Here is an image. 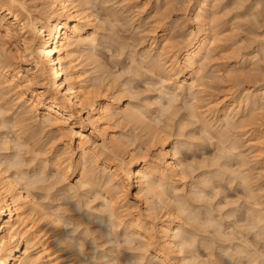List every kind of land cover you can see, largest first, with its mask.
Here are the masks:
<instances>
[{"label": "bare ground", "instance_id": "bare-ground-1", "mask_svg": "<svg viewBox=\"0 0 264 264\" xmlns=\"http://www.w3.org/2000/svg\"><path fill=\"white\" fill-rule=\"evenodd\" d=\"M30 1L29 0H0V32H2L3 38L4 37L7 38V39L4 38L6 40L2 39L6 46H3L2 44L0 45V128L1 129L6 128L3 130H7L8 127L10 129L14 128L12 130L14 132L13 134H15L14 137H11V135H10V139H9V138H7L6 135L12 132L10 129H8V131L10 130L11 132L7 133L6 135H4L5 133L2 130H1L2 132H0V264H10V262H11V264H87V262H89L88 260L84 261L85 257H84V259L81 258L80 251H77L73 248L74 243H75L74 238L72 235H70L69 231L66 229V226L68 224H71L70 221H72V218L69 216L65 217L64 216L65 214H61L62 212L61 213L59 211L56 212L57 210H60V209H55V207L52 208V207H50V205L48 206L49 203L48 204L43 203L44 201L40 202L42 199L43 200L48 199V198L53 199V195H52L53 192H51V191L55 190L54 187L58 186L57 183H59V185L62 184L61 182L63 180H64V183H63L64 185L58 186V188L56 187V190L54 191V193H57L56 191H58L60 189L61 190L65 189V190L60 191V192H66V193H69V192H67L68 189L70 191L71 190L73 191L74 189H76V190H74L76 192L71 191V195H75V193H77L75 195V197H73V198H77L78 193L79 194L81 193L83 196L85 195L86 197H88L89 195L90 196L92 195V194H89L88 192L92 191L91 189H93L92 193L93 192L95 193V194H93L94 195L93 197L98 195V197L103 201L101 203L102 204L101 208H103V210H105V211H103V213L108 212V215H107L108 220L107 221H109V220L111 221V223H110L111 227H112L111 231L115 232L117 235H124L123 240H122V241H124V243L122 242L121 244H123V245L128 244V246H130L129 244L136 245V247H133L134 245L133 246L131 245L132 246L131 248L129 247L130 250L132 251L131 253L133 254L134 258L137 257L136 260H139L138 259V257H139L140 260H142L143 258L145 260V258H146L150 262L159 260L160 264H168L167 258H169L168 256L170 254L168 255L167 253L171 252V255L174 254V257L175 256L177 257L178 253H180V255H181V252H182V253H184V255L182 254V257H181L182 260L181 261H187V260L189 261V258L191 260V256H190L191 254H189V253H191V252L196 253L195 249L197 247V244L201 242L206 247V249H208V250H206V251H208L207 252L209 254L208 256H210V257L215 256L214 259L217 257V260L219 258V262L222 263L221 262L222 260H220V256L222 254L219 253L220 256L218 257L219 254L215 251V249L216 248L219 249L220 246L216 247L215 244L213 245V243H214L213 241H215V240H212L211 239L212 237L207 238L208 236H206V235H208L207 233L209 231L206 234H203V231H201L202 230L201 228L198 230H191V229L189 230L186 227H184V225H187L184 222H178V223L176 222L178 220L176 218H178L180 216L178 214L183 215L182 212H185L184 215L186 214L185 216H187L186 218L188 219V221L192 220L191 221L192 223H194V224L197 223L199 225L202 224V226H203V224H205L206 226H208V228H209V226H211L210 228H214L213 229L214 231H212V232H214L215 234L221 235L220 237H222V233H223V230H222L223 224L222 223L223 222H222V220L221 221L218 220L215 216H213L211 214L213 211L212 212H211V210L210 211L207 210L208 212L205 211L208 216L205 214L206 215V216L204 215L205 218H201L203 216L199 215V214L203 211H201L199 213V211H197L196 208H194V209H193V207L190 208V206L192 205V202L190 199L193 198L196 201V200H200V199L203 200L206 197L210 198V194L208 195V193H210V191L207 193L206 189H207L208 185H213L212 184L213 178L211 177L213 175L222 176V178L226 175L225 177L230 178V180L232 182H234V180H236V179H240V182L239 181H237V182L243 183L246 186V188L248 187L247 189H249L248 190L249 195L254 200L253 203L255 204V206L252 207V210L250 209L252 212L250 213L249 218H247L249 220L248 226L249 227L251 226L252 229L253 228L256 229L254 232H255V235L258 236L260 234L259 230H261V228L264 227V208L259 207L260 206L259 204L262 203V201H260L261 193L259 194L260 189L262 187H260V189H259V187L257 186V188L259 189L258 190L256 187H254L255 185L252 186L253 184H250V180H252L253 175H255L252 173L253 169H255V167H254L255 164H259L258 162H260V163L264 162V154H263L264 149L262 147V146H264V129L258 130V129H255V126H254L258 122L257 116L261 117L262 112H264V111H262V112L260 111L262 108L264 109V84H262L263 87L259 86V88H256L255 90H253V88H252L253 91L248 89L249 91H251L249 93H248V90H247V92L245 91L246 93L244 95L242 94L243 97L242 98L240 97L242 100L240 98H239V100H237L235 98L229 99L230 96H228V98L226 96V98H221V99L217 98L218 100L213 99L214 102L212 100H210L209 102L206 101V103H203L205 101H203V102L201 101V99L206 100V96L203 99L201 96L202 94L200 95V92H202V90L204 89V88L202 89L200 86L203 87V85H201V83L205 84L204 81L206 82V80H207L204 77L205 71H207L206 69L208 68V67L206 68V66L210 65L208 63V62H210V59H211V61L215 60V57L214 58L212 57L213 59L211 58V56H212L211 54H213L215 52L214 51V49H215L214 47H216L215 40L217 39V37L220 38L219 35L222 31V29H221V31H218V33L220 32L219 34L216 33L217 31L213 32V30H216V28H217L216 27L217 26L216 25L217 19L213 18L216 14L215 13L216 11H211L212 6H210L208 0H196L195 1L196 3L194 2L195 3V10H196V18L198 19V23H197L196 29H192L191 32L189 31L190 34H187L188 38L184 42L182 41L183 43H181V45H177L178 43H176V44L171 43L172 41L170 42V40H172L175 37L170 39V38H168L169 36L167 37L165 35L166 34L165 31H163V32H161V34L159 36L157 35L158 37L154 36L153 40L151 41L149 48H147L146 50L143 49L144 52L142 54H140L141 58L139 59V61L140 60H142V62L145 61L146 65H148L150 63L151 67L149 66L150 64L148 65V67H150L151 69L153 68V70H151L152 72L156 70V73H157V71H158L157 75L159 74L158 76L160 77L159 79L161 80V81L159 80V82H161V84L164 86V87H161V85H160V88H162V89L164 88L163 90H161L162 93L160 92L161 95L163 94V98H162V96H160L158 100L159 101L161 99L163 100L166 96L167 100H166V98L164 100L167 101V102L165 101L167 103V107H170L171 105H174L178 101V98L180 95H184L187 98L191 97L190 98L191 100L187 99V101L185 98L184 108L186 107L185 108L186 110L184 109V111H187L186 117H189V118L193 117L196 119V121L200 122V124L198 122V124H199L198 127H199V131H200V133H199V131H198V133L199 134L202 133L204 135V138H203L202 134L200 136L202 139L206 138L205 139L206 141L204 140L205 143H208L207 139L208 140L212 139V141H213L214 137H215V139L216 138L218 139L216 145H219L218 146L219 153L214 158L216 160L212 159L213 162L211 164H209L210 169L213 167L212 165L214 163L216 164L215 167H217V168L212 169L214 171V174H212V175L210 174V176H209L208 171H204L202 173V176H203L202 178L204 180L203 182H206L205 184H207L206 187H205V184L203 182L202 183L204 185L201 183L202 185H199V187H196V186H194L195 184L194 185L192 184L193 186L191 185L192 186V189H191V186H190L191 191L194 190L193 188L195 187V191H192L194 193H191V191L189 190V192L191 194L195 195V196L193 195L194 197H191V196L188 197L191 205L190 204L187 205V203H189L188 199L185 197L187 195H182L184 193H182L181 191L184 188L182 186H180L179 183L183 179V175L185 176V174H186V173H184L185 170L183 168L184 167L187 168L186 170L193 169V168H195L194 166L198 165V163L196 165H194V163L192 161H190V163L188 161V164L184 165L183 163L179 162V161H182V159L179 160L180 158L178 157V155L180 156L182 154V153L180 154L181 151H179V149L182 148V147H180V145H184V146L188 145L190 148L191 146H194L192 144L197 143V142L194 143L193 141L189 142V141H187V139L194 140V141H199V139L198 138H197L198 140L196 139V137H198V135L196 137H195V135H193L194 133H193L192 129H190L189 131L187 130L186 133L182 132L183 130L185 131L188 127H190L191 126L190 124H193V121H191V123H188L189 126L186 125V127L188 126L187 128L184 127L185 125H183L182 121L185 120L186 117L184 118L183 114L182 115L179 114L181 117L178 116V114H177V113L182 112L183 108L180 107L181 108L180 110H182V111L177 112L178 110L176 109V105H175V108H173V109L165 107L166 106L165 102H164L163 106L160 105L162 107L161 110H164V111H162L163 115L166 114L165 111L167 112V110L168 111L173 110L172 118L173 117L174 118L180 117L179 120L176 121V122H178V124H177L178 127H175L176 125L174 124V121L177 118H175V119L173 118L174 120H172L169 117L172 113L170 112L171 114H168L169 112H167V115H169V116H167L169 118L168 121L169 122L172 121V122H170V124L173 123V127L175 128L176 131L174 132L173 131L174 128L169 126V122L168 123L165 122L167 120H165L162 123L168 124L167 125L168 128H173L172 129L173 132H171V133H176V136H175L176 138L175 137H174L175 139L170 138V139H172V141H170L167 138L169 141L166 139L168 141L166 143V141H164L162 135H163V133H166L164 135L168 134L167 136H171V134L168 133L167 130H163L165 132H162V133L161 132L157 133L158 135L160 134L159 136L156 133H154V131L158 127L155 125L157 124V122L160 121V120H158L159 117H154L155 114L153 115V113L151 112L154 118H152V119L149 118L151 116L150 115L151 113L148 114V111H147L149 109H147V107L144 108L143 107L144 105L143 106L138 105V104H143L145 102V101L144 102L142 101V103H141V99L139 100L138 97H141L139 95H142V94H144V96H145V94L147 93L146 91H144L146 93H142V94L138 93V97H136V95H134V97H136V99L139 100V101L135 100L136 103L139 102L136 105L135 102L133 101L134 100V98H133L134 92L133 93L131 92L132 93L131 94L129 91L130 88H132V87H130L131 84L129 86H127V87H130L129 89L128 88L127 89H124V88L118 89V90L124 89L123 92L120 91V92H118V94H121V92L124 93V95L126 92L129 94L128 99L130 97L131 101H127L126 104H116L114 102V100H113L114 98L112 96H118L117 93H116L117 95H112V96L108 95V97H106L105 95H101V96L98 95L100 93H98L96 90H98L99 88L98 89L95 88V90H94V88L92 87V89H90L91 87H90L89 79L87 77L88 76L87 75L88 70L86 69L87 67L83 68L84 66L81 67L79 65V62H78L79 58L78 57H79V55L83 54V53L80 54V51H82L83 49L84 50L86 49V51H88V53L85 52V53H87V55L89 54L88 56L94 57L95 56L94 49L97 46V44L99 43L98 42L99 41L98 36H97L98 35L97 34L98 28H97V24L95 23V19L93 18L94 13H92L93 9L91 11H89V9H90L89 7H93V5H90L91 0H90V2H89V0L88 1L87 0H35V1L32 0L31 2ZM175 1L176 0H174V2ZM179 1L180 0H178V2ZM190 1H194V0H190ZM217 1H219V0H217ZM169 2H170V5L171 4L178 5L177 2L171 3L172 0L168 1V3ZM182 3H184V2L182 1ZM260 3H258V4H260ZM93 4L95 5L94 2H93ZM170 5L166 4V8L170 7ZM176 5H175V7H176ZM191 5H192V3H191ZM214 5H215V2H214ZM217 6H216V8H218ZM187 7H186V9H187ZM213 8H212V10H213ZM259 8H260V6H259ZM172 9L175 10V8H172ZM165 10H167V9H163L164 13H165ZM218 11H220V10H218ZM254 11H257V9H255ZM256 13L260 14V12H256ZM165 14H167V13H165ZM168 14L166 15V17L169 16ZM226 14H228V13H226ZM111 15L113 16L114 13H112ZM160 15L161 14L159 13V15H157V16L155 14L152 16H156L155 18L157 19V17ZM255 15H253V16H255ZM106 16H107V14H106ZM116 16L117 15H115L114 18H117ZM121 16H123V15H121ZM218 16H221V15L218 14ZM166 17H162L163 19L162 18L161 19L166 20ZM160 18H158V19H160ZM216 18H218V17H216ZM161 19L158 21L156 20V22L154 24V30L152 29L154 32L150 29L152 33H155L154 35L158 34V33H156L158 30L159 31L162 30V29H160V27H161V24L163 25L164 21L162 22ZM222 19L223 18H220V20H222ZM116 20L117 19H115V21ZM194 20H196V19H194ZM212 20H213V22H211ZM214 20L216 23L214 22ZM119 21H120V19H119ZM175 21H176V19H175ZM239 21H240V19H239ZM260 21H258V22H260ZM253 22H255V21H253ZM214 23H215V25H214ZM157 27H159V28L156 31ZM220 27L221 26L219 25V28ZM242 27L243 26H241V28ZM252 29H254V28H252ZM252 29H251V31H252ZM238 31H239V28H238ZM172 32H173V29H172ZM222 35H225V33ZM257 37L259 38V36H257ZM216 41H218V39ZM219 41H220V39H219ZM173 42H175V41H173ZM119 43L121 44V42H119ZM259 43H260V41H259ZM124 44H126V43L124 42ZM179 44H180V42H179ZM228 44H229V42H228ZM7 45L9 46V50L7 49V47H8ZM231 46H232V43H231ZM125 47H123L124 50H125ZM156 47L158 49H156ZM160 47H161V49H160ZM241 47H242V45H241ZM241 47L239 46V48L238 49L236 48V49L239 50ZM130 48H131V46H130ZM218 48L216 47V49H218ZM234 48H235V46H234ZM223 49H224V47H223ZM232 49H233V46H232ZM127 50H125V52ZM151 50H154V51L157 50L156 51L157 55H155V56L152 55ZM136 51L133 53L136 54L137 53ZM225 51H227V50H225ZM119 52L125 53L124 51H120V50H119ZM234 52H236V50ZM138 54H139V52H138ZM255 54H256V56L259 55L258 53H255ZM87 55H85L86 59H87ZM134 55H132V57H131V54H130V57L132 58L131 61H133V62H134V60H133ZM140 55L138 56V58L140 57ZM219 55H221V54H219ZM227 55L230 56L229 54H227ZM232 56L236 57L234 55H232ZM93 57L91 60H89V59H87V60H89L91 63L96 57V59L94 61L98 62V61H96L97 56H95L94 59H93ZM221 57H224V56H221ZM146 59L150 60L148 64H147L148 61H146ZM165 59H166V61H165ZM135 60H136V58H135ZM207 60H209V61H207ZM256 60H258V59H256ZM88 62H87V64H88ZM95 62H94V64L96 65ZM245 62H246V60H245ZM249 62L250 61H248V63ZM258 62H259V60H258ZM262 62H263V60H262ZM259 63L261 64V62H259ZM100 64H102V63H100ZM133 64L135 65V62ZM211 64H213V63L211 62ZM241 64H242V62H241ZM128 65L130 66V64H128ZM138 65L139 64H137V67L139 68ZM219 65H221V64H219ZM228 65H230V64H227V66ZM235 65H237V64H235ZM256 65H257V63H256ZM256 65L254 67L255 69H257ZM92 66H94V65H92ZM252 66H254V65H252ZM134 67H133V69H134V73H135L136 67L135 68ZM215 67H219V66L217 65ZM34 68H36L35 70H33L36 73L35 75L32 72L31 73L28 72L29 69L31 70ZM97 68H98V66H97ZM99 68H101V67H99ZM124 68H126V67H124ZM130 68H132V67L130 66ZM141 68H142L141 70L143 72V69H145V67H141ZM228 68H226V69H228ZM147 69H145V70H147ZM226 69H224V70H226ZM234 69H236V68H234ZM97 70L99 71V73L102 71V70L100 71V69H97ZM105 70L107 71V69H105ZM139 70H140V68H139ZM249 70H247V71H249ZM106 71H105V73L107 74V72L111 71V70H108L107 72ZM124 71H125V69H124ZM130 71H131L130 75H133L132 74L133 70L131 69ZM226 71H227V74H226L227 77H226V75H222L223 71H222L220 77L224 76L227 79H229V74L232 73V71L234 72V70L228 69ZM259 71H261V69ZM102 72H104V70ZM138 72H140L142 74L141 71L137 70V73ZM144 72H146V71H144ZM210 72H209V74L207 73L208 74L207 77L208 76L212 77V76H210V74L212 75L213 71L211 73ZM240 72H243V71H241V69H240ZM253 72H255V71H253ZM85 73H86V75H85ZM126 73L128 75V73H130V72H126ZM126 73L124 74V76L126 75ZM214 73H216V71ZM218 73H220V72H218ZM224 73H226V72H224ZM113 74H115V73H113ZM141 74H140V76H143ZM152 74H154V73H152ZM36 75L40 76L43 79L44 83L42 82L43 85H41V89H31V88H33V87H31L32 86L31 84L33 82L34 83L36 82V79H35L37 77ZM219 75L220 74H217V76H218V77L216 76L217 79H220ZM262 75H263V73H262ZM124 76H123V78H125ZM140 76H139V78H140ZM235 76L236 75L234 74V76L231 75L230 77L233 80V78H235ZM242 76L240 75V76H236V77L242 78ZM251 76H252V74H251ZM251 76H248V77L251 79ZM254 76H256V78L259 79L257 77V75H254ZM97 77H98V75H97ZM97 77L95 76L94 78L96 79ZM99 77H98V79L100 80L102 77L101 78H99ZM128 77H130V76H128ZM133 77L135 80V76H132L131 79H133ZM153 77H154V75H153ZM116 78H118V76ZM201 78H204L205 80L201 79ZM253 78H255V77H253ZM33 79H35V81H33ZM211 79L212 78H210V81H211ZM93 80H91V82ZM128 80H129V78H128ZM200 80H203V82H200ZM208 80H209V78H208ZM116 81H117V79H116ZM219 81H222V80H219ZM146 82H148V80ZM236 82H238V81H236ZM114 83H115V81H114ZM122 83H123V81L121 82V85L123 86L124 84H122ZM224 83H222V84H224ZM230 83H231V81H230ZM148 84H149V82H148ZM158 84L154 85V83H153V86L150 88H152L154 90V87L159 86ZM216 84L218 85V82H216L215 85ZM97 85H101V84H97ZM114 85H116V84H114ZM114 85H113V90H114ZM211 85H212V83H211ZM109 87H110V85H109ZM123 87H126V85H124ZM205 87H207V86L205 85ZM219 87L220 86L218 85L217 90ZM100 88H102V87L100 86ZM111 88H112V86H111ZM210 88H211V86H210ZM229 88L231 89V87H229ZM219 89H221V88H219ZM230 89H227V90H230ZM99 90L101 91V89H99ZM102 90H104V89H102ZM155 90H157V89H155ZM105 91L104 92L102 91L103 94H105ZM132 91H133V89H132ZM150 91H149V93H150ZM205 91H207V90H205ZM211 91H213V88ZM223 91L220 94H222ZM212 93H214V92H212ZM10 94L12 96H14L13 98H15V100L18 104L17 109H15V107H14L16 104L15 105L11 104L13 102V100L11 99L12 102H11V100H9ZM135 94H137V93H135ZM127 95H125V96H127ZM209 95H211V94H209ZM119 96L121 97L122 94ZM145 99H147V98H145ZM153 99L154 98H152V100ZM210 99H212V98H210ZM15 100H14V103H15ZM148 100H149V97H148ZM152 100H150V101H152ZM156 100L157 99H154V102ZM115 101H116V99H115ZM150 101H149V104L146 102H145V104H148V106H150ZM154 102H152V103L154 104ZM119 103H121V100ZM180 103L181 102H179V104ZM160 104H162V103H160ZM179 104H178V106H179ZM155 105L156 104H154L153 106H155ZM182 105H184V104H182ZM151 108H152V105H151ZM246 109H251L250 114H248V115H250L249 119L245 118V116L247 114L244 117L242 116V114H245L243 112ZM258 109L261 112V114L260 115L256 114L257 116H254L255 111ZM157 110H159V112H160V109H157ZM175 110H177V111H175ZM10 111H12V113ZM29 113L34 114L35 116H40V118H39L40 121H38L36 123H35V121L30 122V120H32V118L35 116H31V115H29ZM160 113H158V114H160ZM147 114L149 115V117ZM174 115H176V116H174ZM248 115L246 117H248ZM254 117H256L257 121L254 119ZM262 117H263V115H262ZM189 118H187V120ZM164 119H166V118H164ZM33 120H34V118H33ZM124 120L125 121L127 120L126 122L128 125H129L128 122H131L137 126L139 125L138 127H141L140 130H142V132H143V130H145L144 133H142V134H145L146 137H147L146 133H148V135L151 134V136L153 135L154 138L152 137L153 138V139L151 138L152 140L149 139L151 136H148L149 138H146L147 140H149V142H157L159 140V142H157V143H161V147L159 148L160 150L158 149L159 151L155 157H153V155H152V158L147 156V155H149L147 150L150 149V146H151V148L157 146L156 145L157 143L156 144L154 143V145L153 144L148 145L149 148H147V146H146L145 148H147V150L145 149V151H143V150L141 151L139 149L140 153L146 152L145 154L143 153L144 155L138 153L137 152L138 148L136 150V147H135V150H136L135 152H137V153H134V151L129 150L130 149L129 143L131 144V142H130L131 139H129V137H131L132 139H133V137L129 136L128 134L127 135L129 137L126 136L127 138H125V136H123V135L120 136L117 134L118 135L117 136V135H115L116 132H114L113 130H111V128H109L110 127V125H109L110 121L111 122L115 121V123L117 124L118 122H121V121L124 122ZM153 120H154V122L152 123ZM189 120H191V119H189ZM161 121H163V120H161ZM196 121H194V122H196ZM122 122H121V125H122ZM185 122L186 121H184V123ZM124 124H125V122H124ZM166 124H164V125L161 124L162 129H164L163 127ZM194 124H196V123H194ZM157 125L160 126L159 123ZM196 126H193L194 129ZM247 126H248V128H247ZM251 126H253L255 130H257V132L255 134L256 136L254 135L255 136L254 138L256 140H252L253 138H250L252 134L249 135L250 136L248 138V145L249 146H247V147L249 149H253V150H252V152L248 151V153H246L243 150L244 147L242 150L239 149L240 147L242 148V146L240 145V144H242V137H241L242 135H240V133L242 131L239 134H238V131H240L242 129L244 130V128L249 129V127L251 128ZM126 127L124 129H126ZM193 127H191V128H193ZM48 128H49V130H48ZM182 128H185V129H182ZM50 130L56 131V133L58 135L56 133H54V134H56V136L50 137L48 134V132ZM129 130H131V128ZM196 130H197V128H196ZM135 131L137 132L138 129ZM52 133L53 132H51V134ZM196 133H197V131H196ZM142 134H141V137L144 136V135L142 136ZM174 135L175 134H173V136ZM101 136H102V138H101L102 142L98 143V140L96 138L101 137ZM136 136H138V134H136ZM155 136L156 137H162V139L161 138L157 139ZM55 137H56V139H54ZM165 137L166 136H164V138ZM189 137L190 138L193 137L194 139L193 138L190 139ZM57 139H58V141H59V139L62 140L61 141L62 147H58L55 149L54 148L55 144H53V143H55V142L57 143V141H56ZM153 140H155V141H153ZM137 141H139V140H137ZM144 141H145V139H144ZM200 141H201V139H200ZM9 143L13 144V145H9ZM58 144H56V145H58ZM189 144H191V145H189ZM245 144H243V145H245ZM50 145H54V146L51 147ZM23 146H25L26 148H29V149H23V148H25ZM59 146H61V145H59ZM134 146H136V145H133V147ZM137 146H139V145H137ZM200 146H201V144H200ZM140 147H141V145L139 146V148ZM201 147L203 148V146H201ZM72 148L74 150L73 153L75 152L74 154H76V158H71L72 155L71 156L69 155L70 158L64 157V155L68 156L66 153L70 152L69 150ZM8 149L10 151L13 150L14 152L12 151V153H8L9 152ZM21 149L24 152L27 150L26 154H28V155L30 153L31 156L29 157V159H27L28 156L23 154L24 152L20 153ZM132 149H134V148H132ZM194 149H196V148H194ZM5 150H6V152H5ZM182 150H183V148H182ZM28 151H29V153H28ZM149 151L151 152V149ZM123 152H126L128 154V156H130V160H128V161L125 160V158H123L124 154H123V157L121 156V154ZM22 154H23V156H22ZM70 154H72V153H70ZM214 155H216V154H214ZM234 155L237 156L238 158H236V159H239V161H240L239 167L237 165V168H238L237 172H235L236 170H234V168H236V167L230 168L231 171L229 172L227 169L228 168L227 166L229 164L228 162H230L229 161L230 158H233V157L235 158ZM125 156H127V155H125ZM206 158L204 157V159H206ZM204 159H203V163L200 162L199 164H201V163L204 164ZM210 159L207 158V160H210ZM253 160H255L254 166L251 167L253 169H251L252 171L249 172L247 170H250V168L248 167L249 168L248 169L246 167L247 168L246 169L244 166L249 165V162L251 163V161H253ZM191 163L193 164V166ZM195 163H196V161H195ZM207 163H208V161L206 162V165H207ZM186 165H189L190 168H188L189 166L186 167ZM180 166L181 167L183 166V168H181ZM199 167H200V165H199ZM180 168H181V170H180ZM50 169H52V170H50ZM207 169H209V168H207ZM49 171H50V173H49ZM70 171H72L74 173L77 171L78 179L76 180V183H74V184H70L71 182H69V184H68L66 182V180L68 181V178L66 179V177L68 176ZM181 171H183V172L181 173ZM193 171H194V169H193ZM259 172H261V171H259ZM180 174H182V175H180ZM258 176H260V175L258 174ZM53 178H54V180L51 181ZM47 181H48V183H50L49 187H51V188L48 187L46 189V187H45L46 184L43 187V184ZM221 182H220V184H221ZM184 183H186V182H184ZM213 183H215V182H213ZM40 184H42V186ZM38 185H40V186H38ZM209 187L210 186H208V188ZM80 188L83 189L82 192L79 191ZM94 188H95V191H94ZM132 188L137 189L134 196H136V198L138 196V199L140 198V196L142 197L141 200L145 204V205L144 204L143 205L145 206V209H147V210L150 209V205L152 204L153 198H155V199L158 198V199L154 200L153 202H156V201L160 202L161 201L160 204L162 202H164V203H162V204H164V207H163L164 209H165V205H167L168 203H170V204L173 203V200H174V203L175 202L176 203L173 206V208L176 207V211L178 212V214H176L177 213L176 212L175 215H177L178 217L175 218L172 215V212L174 214L173 208H172L173 209L172 212L169 211L171 213V216L169 217V219L161 220L160 223H158L157 221L152 220V219L150 222L148 221V219L146 220V218H148L147 216L151 215V212L153 211V210L150 211L151 209L148 210V212H147V210L144 209L147 212V214L150 211V213L148 215L146 214V212L142 211L140 207L139 208L141 211L138 210L139 212L134 213V212H136L135 208L132 209V210H134V212L130 209L131 208L130 202L132 201V191H131ZM212 188H214V186H212ZM180 189H181V191H180ZM39 190L40 191L42 190L44 192L42 194L40 193V197L41 198L43 197V198L38 201L36 198V194H38ZM178 191H179V193H178ZM245 191H247V190H245ZM60 192L58 193L60 195V197L58 196V198H60L61 203H63V204H61V203L60 204L62 205V207L67 206V204L65 203V202H67L66 201L67 196H66V194L62 195L64 193L60 194ZM180 192L182 194H180ZM189 192H188V194H190ZM222 192L223 191H221V193ZM87 193L89 194L88 196H87ZM214 193L216 194V192H214ZM82 195H81V197H83ZM61 196L64 198V200H62L63 198ZM81 197H78L79 201L78 200H76V201L79 202L80 205L83 203L81 205L82 208L86 203L87 210L85 211V216H87V218H85V216L83 215V211H82V217H81V214H78V217H80L78 219H80V221L82 219L83 222H80L79 220L74 222V220H73V222L75 223L73 226L76 225V222H79L83 226L85 224H87L84 227L86 229L82 230V231L86 232L87 228L91 227V226H89V223H90V225L93 224V223L91 224V220L88 221L89 216L92 217V215H94L92 210H95L97 207L99 208V206L96 205L97 206L96 207L93 205L96 208L89 207L90 204H93V201H90L89 202L90 204L87 203L89 201V198H88L87 202H86L87 198H85V201L82 198L83 202L80 203ZM98 197L96 196L95 198H98ZM172 198H173V200L171 202ZM195 198H197V199H195ZM251 198H250V200H251ZM55 199L56 198L54 197L53 200H55ZM96 200L97 199H94V201H96ZM210 200H211V198H210ZM55 201H53V202H55ZM208 202L206 201V203H208ZM211 202H212V200H211ZM237 203H238V201H237ZM60 204H58V205H60ZM64 204H66V205H64ZM135 204H136V202H135ZM153 204L156 205L155 203H153ZM154 205H153V209H154ZM230 205H232V204H230ZM69 206H70V203H69ZM71 206H73V204ZM168 206H170V205H167V208H168ZM261 206L263 207V205H261ZM46 207H47V209L50 207V209H48V210L52 211V212L49 213V211H47ZM135 207H138V205ZM158 207L161 208L162 206L161 207L158 206ZM51 208L55 209L56 211L52 210ZM132 208H133V206H132ZM163 208H161V210ZM199 208L200 207H198V209ZM203 208H204V206H203ZM223 208L224 207H222V209ZM225 208H226V206H225ZM247 208H249V207H247ZM72 209H74L73 211H75V208H71V210H69V211L73 213ZM157 209L155 208V210L153 212H155ZM216 209H217V207H216ZM219 209H220V207H219ZM61 210H63V209L61 208ZM65 211L66 210L64 209L63 213ZM69 211L67 210V214ZM158 211L160 212V210H158ZM76 212H78V211H76ZM98 212H99V210H98ZM100 212H101V210H100ZM248 212H249V210H248ZM79 213H81V212H79ZM105 213H104V215H105ZM221 213L222 212H220L219 214H221ZM166 214L167 213H165V215ZM51 215L52 216L54 215V217L49 218ZM99 215H101V214H99ZM165 215H164V217H165ZM184 215H183V220H184ZM230 215L232 217H234L233 213ZM234 215H236V214H234ZM73 216H75V214ZM98 216L95 217L93 219L94 221H92V222H95V219L97 220ZM225 216L227 218V215H225ZM76 217H77V215H76ZM149 217L151 218V216H149ZM43 218L45 220L48 219L46 221L47 223L45 224V225H47V227H49V225H51L50 228H48V231L51 228L52 229L55 228V232L51 229V231L54 232L53 237L55 238L54 241H52V239H51V241L53 242V245L55 243H57L61 246L58 250H56L54 252L48 251V250H50L49 248L52 247V246L50 247L51 242L48 241V238H44V235L42 233V230L45 229V227H46L44 224L41 227L42 224H40V223H42V221H43V223H45L44 222L45 220H41ZM235 218H236V216H235ZM99 219L101 221L102 219H105V218H102V215H101V218H99ZM202 219L203 220L205 219V220L203 221ZM40 220H41V222L39 223ZM68 220H70V221H68ZM199 220H201L203 222L198 223ZM105 221H106V219H105ZM188 221L186 220V223ZM231 223H233V222H231ZM38 224L40 225V227H38ZM189 224H191V223H189ZM245 224H246V222H245ZM78 225L75 228L79 230V227H81V226L79 225V227H78ZM97 226H95V227L98 229L100 226L99 227H97ZM206 226H205V228H206ZM101 227H102V225H101ZM101 227H100V229H102ZM241 227H243V226H241ZM91 228H89V229H91ZM238 228H239V226H238ZM244 228L246 231L249 230L246 227H244ZM95 229H93L94 232H96ZM252 229L250 231H253ZM262 229H264V228H262ZM45 230H47V229H45ZM240 230H242V229H239V231ZM235 231H238V229ZM75 232H76V230H75ZM103 232H105V229ZM224 232L226 234L225 230H224ZM92 233H93V231H92ZM97 233H99V232L97 231ZM78 234H76V236ZM93 234H95V233H93ZM103 234H105V233H103ZM201 234H202V237H201V239H199L198 237ZM227 234H228V232H227ZM229 234H230V232H229ZM229 234H228V236H229ZM157 235H159L158 243H160V246L158 249H154V250L150 251L149 246L151 244H152L151 247L153 246V244H154L153 241H155L154 238ZM236 235H237V232H236ZM224 236L226 237V235H224ZM224 236H223V238H224ZM231 236L230 237L234 241L240 235L236 239H234L235 236L233 238V234ZM97 237L98 236H96V238ZM96 238H93V240ZM104 238L105 237H103V239ZM242 238H244V236ZM106 239H107V237H106ZM232 239H231V241H232ZM97 240L98 239H96V241ZM118 240H116V241H118ZM240 241H238V242H240ZM107 242H109V241H107ZM115 242H112V243L114 244ZM118 242L120 244L121 241H118ZM245 242H247V241H245ZM116 244H117V242H116ZM103 245L105 246V243ZM246 245L248 247V244H246ZM96 246H97V243H96ZM213 246H215L216 248ZM112 247H114V246H112ZM234 247L236 248V245H234ZM247 247L244 248V246L238 244L237 250L234 249L237 253V256L239 257L240 254L243 255L244 252H245V255L248 254L251 257L253 255L257 256L258 253H256L254 250H252L254 252H251V249H250V251L247 250L246 249ZM98 248H99V244H98ZM98 248H97V250H99ZM155 248H157V247H155ZM63 249H68V250L70 249L69 250L70 251L69 252L70 253L69 260H65L64 255L60 254L62 252L61 250H63ZM257 249H258V247H257ZM80 250L81 251L84 250L83 245L80 248ZM142 250H144V251L142 252ZM58 251H61V252L58 253ZM222 251H225V250H222ZM119 252L122 254L121 251H119ZM225 252H227V251H225ZM187 253L189 254V256ZM236 253H235V256H236ZM254 253H256V254H254ZM104 255L106 256V253ZM198 255H200V254H198ZM232 255H234V254H232ZM85 256H86V254H85ZM121 256L123 257V255H121ZM126 256H128V254ZM194 256L196 257L195 254H194ZM99 257L96 258V256H95V259L98 260ZM116 257H117V255H116ZM243 257L245 258V256H242V258ZM246 257H248V256H246ZM261 257H262V255L260 256V258ZM103 258H105V257H103ZM118 258H119V254H118ZM178 258H179V256L177 257V259ZM197 258H199V256H197ZM205 258L206 257H204V259ZM254 258H255V256H254ZM257 258H258V256H257ZM263 258H264V256H263ZM263 258L261 260H264ZM95 259H93V260H95ZM105 259H107V258H105ZM105 259H102V260H105ZM194 259H193V263H194ZM201 259H197V261L201 260ZM116 260H115V263H116ZM144 260H142L141 262H143ZM98 261H101V257H100V260H98ZM126 261H128V260L126 259ZM181 261L179 263H181ZM204 261H206V260H204ZM215 261H216V259H215ZM255 261H257V260H255ZM190 262H192V261H189V263ZM257 262H259V261H257ZM96 263H97V261H96ZM125 263H127V262H125ZM138 263H140V261ZM249 263H253V262H249ZM88 264H90V263H88ZM128 264H130L129 261H128ZM214 264H216V262Z\"/></svg>", "mask_w": 264, "mask_h": 264}, {"label": "rangeland", "instance_id": "rangeland-1", "mask_svg": "<svg viewBox=\"0 0 264 264\" xmlns=\"http://www.w3.org/2000/svg\"><path fill=\"white\" fill-rule=\"evenodd\" d=\"M30 1V0H29ZM32 1V0H31ZM30 1V2H31ZM35 1V0H34ZM88 1V0H87ZM95 3V5L93 4V2ZM167 1V2H166ZM168 1H171V0H91V2H90V0H89V2H90V5H93V7H89L90 9H89V11H91L92 9V13H94V15H93V18L95 19V23L97 24V36H98V44H97V48L95 47V49H94V54H95V56H97V60L96 61H98V62H95L94 60L96 59V57H95V59H94V57L93 56H88L87 55V53H88V51H86V49L84 50H82V51H80V54H82V55H79V59H78V62H79V65L81 66V67H83V68H86L87 70H88V73H87V77H88V79H89V83H90V89H92V87L94 88V90H95V88L96 89H101V91L98 89V90H96L98 93H100V94H98V95H105L106 97H108V95H117L118 94V92H120V91H122L123 92V90L124 89H129L130 87H132V88H130V93L132 92H134L133 93V98H134V102H135V104L137 105V103H139V102H137L136 103V101L135 100H137L136 99V97H138V93L139 94H142V93H146L145 94V96H144V94H142V95H139V96H141V97H138L139 98V100L141 99V103H142V101L144 102H146V103H148L149 104V101L150 100H152V98H154V99H159V97L160 96H162V98H163V94L161 95L160 94V92L162 93V91L161 90H163L162 88H160V85H161V87H164L162 84H161V82H159V74L157 75V73H158V71H157V73H156V70L155 71H151V70H153V68L151 69L150 67H151V64L149 63V61L150 60H147L146 59V61H148L147 62V64L150 66V67H148V65H146V63H145V61H143L142 62V60H140L139 61V59L141 58V55L140 54H142L143 52H144V50H146L147 48H149V46H150V44H151V41L153 40V38H154V36H159L160 34H161V32H163V31H165V35L168 37V38H170V39H172L173 37H175V38H173L172 40H170V42L171 43H174V44H176V43H178L177 45H181V43H183L187 38H188V35L187 34H190V32H191V30L192 29H196V26H197V23H198V19L196 18V10H195V1L196 0H194V1H186V0H182L184 3H182V1L179 3L178 2V0H176L175 2H174V0H172V2L171 3H178V5H176V4H171L170 5V2L168 3ZM217 0H208V2H209V4H210V6H212V8H213V10H212V8H211V11H216L215 13V16L213 17L214 19H217L216 21H217V23L215 22V20H214V22L216 23V30H213V32L215 31H217L216 33H218V31H221V29H222V31H221V33H220V35H219V37L220 38H218L217 37V39H218V41H216L215 40V44H216V47L218 48V49H216V47H214L215 49H214V55L213 54H211L212 56H211V58L213 57H215V60L214 61H211V59H210V62H208L210 65H208V66H206V70L207 71H205V79H207L206 80V82L204 81V83L205 84H202L201 83V85H203V87L202 86H200L203 90H202V92H200V95L202 96V98L204 99L205 98V96H206V100H202L201 99V101L203 102V101H205V102H203V103H206V101H210V100H212L213 101V99L214 100H216L217 98L218 99H221V98H226V96H227V98H228V96H230L229 97V99H231V98H235V99H237V100H239V98L241 97H243V95L247 92V90L249 89V90H251V91H253V90H255L256 88H259V86L260 87H263V85L262 84H264V0L262 1V0H219V1H217ZM242 3H241V2ZM259 1V2H258ZM189 2V3H188ZM195 2V3H194ZM214 2H215V5L218 7V8H216V6L214 5ZM220 2V3H219ZM223 2V3H222ZM237 2V3H236ZM261 2V3H260ZM145 3V4H144ZM147 3V4H146ZM191 3H192V5H191ZM218 3V4H217ZM255 3V4H254ZM258 3H260V4H258ZM166 4L168 5H170V7H167L166 8ZM191 6H190V5ZM223 6H222V5ZM254 6H252V5ZM161 5V6H160ZM165 5V6H164ZM175 5H176V7H175ZM214 5V6H213ZM225 5V6H224ZM258 5V6H257ZM106 6V7H105ZM111 6V7H110ZM185 6V7H184ZM189 8H188V7ZM241 6V7H240ZM259 6H260V8H259ZM262 6V7H261ZM160 7V8H159ZM184 7V8H183ZM186 7H187V9H186ZM221 7V8H220ZM233 7V8H232ZM257 7V8H256ZM159 8V9H158ZM162 8V9H161ZM172 8H175V10L174 9H172ZM194 8V9H193ZM262 8V9H261ZM95 9V10H94ZM111 9V10H110ZM157 9V10H156ZM163 9H167V10H165V13H169L168 15L169 16H167L166 17V15L167 14H165L164 13V11H163ZM170 11H169V10ZM172 9V10H171ZM220 10V11H218V10ZM236 9V10H235ZM252 11H251V10ZM255 9H257V11H254ZM259 9V10H258ZM226 10V11H225ZM114 11V12H113ZM116 11V12H115ZM121 11V12H120ZM158 11V12H157ZM168 11V12H167ZM224 11V12H223ZM228 11V12H227ZM111 12V13H110ZM118 12V13H117ZM155 12V13H154ZM171 12V13H170ZM218 12V13H217ZM228 13V14H226V13ZM231 12V13H230ZM245 12V13H244ZM256 12H260V14L259 13H256ZM112 13H114V15L112 16L111 14ZM117 13V14H116ZM141 15H140V14ZM159 13L161 14L160 16H158L157 17V19L155 18L157 15H159ZM106 14H107V16H106ZM109 14V15H108ZM123 15V16H121V15ZM156 15V16H152V15ZM164 14V15H163ZM218 14L219 15H221V16H218ZM225 14V15H224ZM256 14V15H255ZM259 14V15H258ZM115 15H117L116 17L117 18H114V16ZM120 17H119V16ZM127 15V16H126ZM252 15V16H251ZM253 15H255V16H253ZM111 16V17H110ZM166 17V20L164 19V20H162L163 18L162 17ZM242 18H241V17ZM257 16V17H256ZM262 16V17H261ZM154 17V18H153ZM162 19H161V18ZM216 17H218V18H216ZM223 18L222 20H220V18ZM235 17V18H234ZM240 17V18H239ZM249 17V18H248ZM108 18V19H107ZM112 18V19H111ZM120 19V21H119V19ZM158 18H160L161 20H162V22L164 21V23H163V25L161 24V27H160V29H162V30H158V28L159 27H157V29H156V33H158V34H156V35H154L155 33H152L151 32V30L153 29L154 30V24H155V22H156V20L158 21V20H160V19H158ZM171 18V19H170ZM189 20H188V19ZM191 18V19H190ZM255 18V19H254ZM110 19V20H109ZM115 19H117L116 21H115ZM140 19V20H139ZM175 19H176V21H175ZM194 19H196V20H194ZM220 21H219V20ZM236 21H235V20ZM239 19H240V21H239ZM262 19V20H261ZM155 20V21H154ZM179 20V21H178ZM225 22H224V21ZM227 20V21H226ZM234 20V21H233ZM261 20V21H260ZM97 21V22H96ZM139 21V22H138ZM154 21V22H153ZM166 21V22H165ZM178 21V22H177ZM219 21V22H218ZM238 21V22H237ZM253 21H255V22H253ZM258 21H260V22H258ZM211 22H213V20L211 21ZM253 22V23H252ZM258 22V23H257ZM140 23V24H139ZM194 23V24H193ZM215 23H214V25H215ZM232 23V24H231ZM239 23V24H238ZM244 23V24H243ZM248 23V24H247ZM257 23V24H256ZM263 23V24H262ZM173 24V25H172ZM252 24V25H251ZM260 24V25H259ZM172 25V26H171ZM219 25L221 26L220 28H219ZM226 25V26H225ZM238 26V27H237ZM241 26H243L242 28H241ZM173 27V28H172ZM229 27V28H228ZM238 28H239V31H238ZM252 28H254V29H252ZM151 29V30H150ZM172 29H173V32H172ZM175 29V30H174ZM224 29V30H223ZM236 29V30H235ZM244 29V30H243ZM251 29H252V31H251ZM152 30V31H153ZM168 30V31H167ZM103 31V32H102ZM190 31V32H189ZM238 31V32H237ZM241 31V32H240ZM154 32V31H153ZM172 32V33H171ZM212 32V33H213ZM225 33V35H222V34H224ZM243 32V33H242ZM253 32V33H252ZM1 34H0V45L2 44L3 46H6L5 45V43H4V41L3 40H6L7 38L6 37H4V38H6V39H4L3 37H2V32H0ZM106 33V34H105ZM176 33V34H175ZM218 33V34H219ZM229 35H227V34ZM249 33V34H248ZM100 34V35H99ZM241 34V35H240ZM246 34V35H245ZM251 34V35H250ZM102 35V36H101ZM153 35V36H152ZM171 35V36H170ZM176 35V36H175ZM18 36V35H17ZM157 36V37H158ZM257 36H259V38L257 37ZM102 37V38H101ZM223 37V38H222ZM225 37V38H224ZM106 38V39H105ZM237 38V39H236ZM241 38V39H240ZM256 38V39H255ZM258 38V39H257ZM3 39V40H2ZM219 39H220V41H219ZM223 39V40H222ZM225 39V40H224ZM229 39V40H228ZM231 40V41H230ZM234 40V41H233ZM257 40V41H256ZM103 41V42H102ZM173 41H175V42H173ZM183 41V42H182ZM223 41V42H222ZM259 41H260V43H259ZM262 41V42H261ZM119 42H121V44L119 43ZM124 42L126 43V44H124ZM179 42H180V44H179ZM218 42V43H217ZM222 44H220V43ZM228 42H229V44H228ZM250 42V43H249ZM253 42V43H252ZM255 42V43H254ZM118 43V44H117ZM123 43V44H122ZM129 45H128V44ZM231 43H232V46H233V49H232V46H231ZM262 43V44H261ZM120 44V45H119ZM218 44V45H217ZM220 44V45H219ZM228 44V45H227ZM255 44V45H254ZM101 45V46H100ZM118 45V46H117ZM224 45V46H223ZM241 45H242V47H241ZM262 45V46H261ZM8 46V45H7ZM99 46V47H98ZM121 46V47H120ZM126 46V47H125ZM130 46H131V48H130ZM234 46H235V48H234ZM237 46V47H236ZM239 46L241 47L239 50H237L238 48H239ZM123 47H125V50H127L126 52H125V50L123 49ZM223 47H224V49H223ZM252 47V48H251ZM263 49H262V48ZM221 48V49H220ZM228 48V49H227ZM237 48V49H236ZM257 48V49H256ZM7 49L9 50V46L7 47ZM122 49V50H121ZM144 49V50H143ZM156 49H158L157 47H156ZM160 49H161V47H160ZM233 51H232V50ZM236 50V52H234L235 50ZM242 49V50H241ZM119 50L120 51H124L125 53H123V52H119ZM130 50V51H129ZM137 50V51H136ZM155 50V49H154ZM154 50H151L152 52L154 51ZM217 50V51H216ZM220 50V51H219ZM225 50H227V51H225ZM84 51V52H83ZM137 52L136 54L135 53H133V52ZM157 51V50H156ZM156 51H154L153 53L151 52V54L152 55H157V52ZM224 51V52H223ZM241 53H240V52ZM258 51V52H257ZM263 51V52H262ZM85 52H87V53H85ZM99 52V53H98ZM138 52H139V54H138ZM226 52V53H225ZM228 52V53H227ZM79 53V52H78ZM133 53V54H132ZM217 53V54H216ZM232 53V54H231ZM255 53H258L259 55H257L256 56V54ZM130 54H131V57H132V55H134L133 56V60H134V62H135V65L133 64L134 62L133 61H131L132 60V58L130 57ZM138 54V55H137ZM219 54H221V55H219ZM223 54V55H222ZM227 54H229L230 56H228ZM239 54V55H238ZM85 55H87V59H89V60H91L92 59V57H93V61L96 63V65L94 64V62L92 63H90V61L89 60H87L86 59V56ZM93 55V54H92ZM99 55V56H98ZM140 55V57L138 58V56ZM227 55V56H226ZM232 55H234V56H236V57H233ZM254 55V56H253ZM221 56H226L225 58L224 57H221ZM249 56V57H248ZM251 56V57H250ZM261 56V57H260ZM90 57V58H89ZM220 57V58H219ZM229 57V58H228ZM100 58V59H99ZM135 58H136V60H135ZM212 58V59H213ZM224 58V59H223ZM245 58V59H244ZM262 58V59H261ZM138 59V60H137ZM167 59V58H166ZM166 59H165V61H166ZM219 59V60H218ZM221 59V60H220ZM228 59V60H227ZM231 59V60H230ZM256 59H258L259 60V62H261V64L258 62V60H256ZM84 60V61H83ZM117 60V61H116ZM245 60H246V62H245ZM250 61L249 63H248V61ZM262 60H263V62H262ZM89 61V62H88ZM102 61V62H101ZM168 61V60H167ZM207 61H209V60H207ZM221 61V62H220ZM224 61V62H223ZM87 62H88V64H87ZM116 62V63H115ZM137 62V63H136ZM139 62V63H138ZM211 62L213 63V64H211ZM218 64H217V63ZM241 62H242V64H241ZM90 63V64H89ZM100 63H102V64H100ZM136 67H134L132 64ZM225 63V64H224ZM256 63H257V65H256ZM116 64V65H115ZM128 64H130V66L132 67V68H130V66L128 65ZM137 64H139L138 66H139V68H140V70H139V68L137 67ZM143 64V65H142ZM207 64V63H206ZM216 64V65H215ZM219 64H221V65H219ZM227 64H230V65H228L227 66ZM234 64V65H233ZM235 64H237V65H235ZM249 64V65H248ZM254 65V66H252V65ZM260 64V65H259ZM92 65H94V66H92ZM142 65V66H141ZM145 65V66H144ZM219 66V67H215V66ZM251 65V66H250ZM255 65H256V67H257V69H255L254 67H255ZM89 66V67H88ZM96 66V67H95ZM97 66H98V68H97ZM211 66V67H210ZM222 66V67H221ZM235 66V67H234ZM243 66V67H242ZM260 66V67H259ZM99 67H101V68H99ZM124 67H126V68H124ZM129 67V68H128ZM133 67L135 68V73H134V69H133ZM141 67H145V69H147V70H145V69H143V72L144 71H148L147 73L146 72H142V68ZM147 67V68H146ZM221 67V68H220ZM229 67V68H228ZM236 68V69H234V68ZM262 67V68H261ZM212 68V69H211ZM215 68V69H214ZM226 68H228V69H232V70H234V72L232 71V73H228L229 74V79H227L226 77H227V71L226 70H228V69H226ZM36 68H34V69H29L28 70V72L29 73H34V75L36 74L35 73V71H33V70H35ZM92 69V70H91ZM97 69H100V71L102 70H104V72H100L99 73V71L97 70ZM105 69H107V71L108 70H111V71H106ZM124 69H125V71H124ZM133 70V72H132V74L133 75H130L131 74V71L130 70ZM224 69H226V70H224ZM240 69H241V71H243V72H240ZM250 69V70H249ZM261 69V71H259ZM137 70L138 71H141L142 72V74L140 73V72H138L137 73ZM218 70V71H217ZM247 70H249V71H247ZM255 71V72H253V71ZM92 71V72H91ZM105 71L107 72V74L105 73ZM211 71H213V73L216 71V73H212V75L210 74V76H212V77H207V75L209 74V72ZM222 71H223V74L222 75H226V77H224V76H222V77H220L221 76V73H222ZM236 71V72H235ZM252 71V72H251ZM259 71V72H258ZM94 72V73H93ZM126 72H130V73H128V75H127V73H126V75L124 76V74ZM210 72V73H211ZM218 72H220V73H218ZM224 72H226V73H224ZM238 72V73H237ZM240 72V73H239ZM245 72V73H244ZM258 72V73H257ZM97 73V74H96ZM104 73V74H103ZM113 73H115V74H113ZM152 73H154V74H152ZM204 73V72H203ZM202 73V74H203ZM208 73V74H207ZM257 73V74H256ZM262 73H263V75H262ZM95 74V75H94ZM135 74V75H134ZM140 74L141 75H143V76H140ZM217 74H220L219 75V78L220 79H217ZM234 74L236 75V76H242L243 74V76H242V78L240 77V78H237L236 76H235V78H233V80L231 79V75H233L234 76ZM249 74V75H248ZM251 74H252V76H251ZM85 75H86V73H85ZM97 75H98V77L99 78H101L100 80L98 79V77H97ZM102 75V76H101ZM110 75V76H109ZM137 75V76H136ZM151 75V76H150ZM153 75H154V77H153ZM158 77H157V76ZM214 75V76H213ZM254 75H257V77L259 78V79H257L256 78V76H254ZM262 77H261V76ZM37 76V75H36ZM97 77L96 79L94 78V77ZM118 76V78H116ZM121 76V77H120ZM123 76L125 77V78H123ZM128 76H130V77H128ZM132 76H135V80H134V77H133V79H131V77ZM139 76H140V78H139ZM217 76V77H216ZM248 76H251V79L248 77ZM38 77V78H37ZM35 79H36V82L33 84H31L32 86L31 87H33V88H31V89H41V85H43L42 84V82H43V79L40 77V76H37ZM40 77V78H39ZM115 79H114V78ZM121 79H120V78ZM137 77V78H136ZM148 77V78H147ZM156 77V78H155ZM217 79H215V78ZM253 77H255V78H253ZM128 78H129V80H128ZM143 78V79H142ZM208 78H209V80H208ZM210 78H212L211 79V81H210ZM214 78V79H213ZM223 78V79H222ZM226 78V79H225ZM35 79H33V81H35ZM93 80L92 82H91V80ZM116 79H117V81H116ZM201 79H204V78H201ZM204 79V80H205ZM240 79V80H239ZM250 81H249V80ZM148 80V82H149V84H148V82H146V81ZM158 80V81H157ZM219 80H222V81H219ZM225 80V81H224ZM229 80V81H228ZM261 80V81H260ZM96 81V82H95ZM114 81H115V83H114ZM123 81V83L122 84H124V85H126V87H123L122 85H121V82ZM127 81V82H126ZM130 81V82H129ZM136 81V82H135ZM161 81V80H160ZM213 81V82H212ZM215 81V82H214ZM228 81V82H227ZM230 81H231V83H230ZM236 81H238V82H236ZM263 81V82H262ZM101 82V83H100ZM119 82V83H118ZM135 82V83H134ZM157 82V83H156ZM200 82H203V80H200ZM216 82H218V85L220 86L219 88H221V89H219L218 88V90H217V87H218V85L216 86L215 85V83ZM225 82V83H224ZM250 82V83H249ZM44 83V82H43ZM93 83V84H92ZM116 84V85H114V84ZM133 83V84H132ZM153 83H154V85H156V84H158L159 86L158 87H154V90L152 89V88H150V87H152L153 86ZM156 83V84H155ZM210 85H209V84ZM211 83H212V85H211ZM222 83H224V84H222ZM252 83V84H251ZM259 83V84H258ZM97 84H101V85H97ZM131 84V86L130 87H127V86H129ZM214 84V85H213ZM229 84V85H228ZM92 85V86H91ZM97 85V86H96ZM104 85V86H103ZM109 85H110V87H109ZM113 85H114V90H113ZM149 85V86H148ZM205 85L207 86V87H205ZM233 85V86H232ZM242 85V86H241ZM262 85V86H261ZM95 86V87H94ZM100 86L102 87V88H100ZM111 86H112V88H111ZM210 86H211V88H210ZM255 86V87H254ZM35 87V88H34ZM209 87V88H208ZM224 87V88H223ZM229 87H231V89L229 88ZM242 87V88H241ZM116 88V89H115ZM122 88H124L123 90H118V89H122ZM207 88V89H206ZM212 88H213V91H211L212 90ZM245 88V89H244ZM252 88H253V90H252ZM102 89H104V90H102ZM108 89V90H107ZM110 89V90H109ZM132 89H133V91H132ZM149 89V90H148ZM155 89H157V90H155ZM210 89V90H209ZM227 89H230V90H226ZM244 89V90H243ZM106 90V91H105ZM151 90V91H150ZM160 90V91H159ZM205 90H207V91H205ZM224 90V91H223ZM248 90V93L249 92H251V91H249ZM100 91V92H99ZM105 91V94H103V92ZM108 91V92H107ZM144 91H146V92H144ZM149 91H150V93H149ZM157 91V92H156ZM204 91V92H203ZM211 91V92H210ZM219 91V92H218ZM223 91V93L222 94H220L221 92ZM229 91V92H228ZM232 93H231V92ZM246 91V92H245ZM107 92V93H106ZM121 92V94H122V96L124 95V93H122ZM152 92V93H151ZM207 94H206V93ZM212 92H214V93H212ZM236 92V93H235ZM117 93V94H116ZM127 93V92H126ZM125 93V95H127ZM131 93V94H132ZM135 93H137V94H135ZM219 93V94H218ZM121 94H118V96H112L113 98V100H114V102L116 103V104H126V102L127 101H131V98L129 97V99H128V96H129V94L127 95V96H119V95H121ZM205 94V95H204ZM209 94H211V95H209ZM243 94V95H242ZM134 95H136V97H134ZM149 95V96H148ZM199 95V94H198ZM242 95V96H241ZM10 96V99L9 100H13V102H12V100H11V104H13V105H15L14 107H15V109H17L18 108V104H17V102H16V100H15V98H13L14 96H12L11 94L9 95ZM165 96V95H164ZM183 98H182V97ZM200 96V97H201ZM232 96V97H231ZM117 97V98H116ZM120 97V98H119ZM148 97H149V100H148ZM208 97V98H207ZM132 98V99H133ZM145 98H147V99H145ZM165 98H166V96H165ZM164 98V99H165ZM185 98H186V101H187V99H189V100H191L190 98L191 97H189V98H187V97H185L184 95H180L179 96V98H178V101L174 104V105H171L170 107H167V98H166V100H156L155 102H154V99L152 100V101H150V106H148V104H145V102L143 103V104H138V105H141V106H143L144 108L145 107H147V109H149V110H147L148 111V114H150L151 112L153 113V115H154V117H159L158 118V120H160L159 122H157V124L159 123L160 124V126L159 125H155V126H158L157 127V129L154 131V133H159V132H165V131H163V130H167L168 131V133H170L171 134V136H167V135H164V134H166V133H163V139H164V141H166V143L170 140V141H172V139H170V138H173V139H175L176 137V133H171V132H175L176 130H175V128L173 127V123H171L170 124V122H172V121H168V117L167 116H169V115H167V112H169L168 114H171L169 117L172 119V120H174L175 118H177V119H175V121H174V124L176 125H174L175 127H178L177 126V124H178V122H176V121H178L179 120V118L181 117L179 114H183L184 115V118L186 117V112L187 111H184V109L186 108H184V106H185ZM210 98H212V99H210ZM240 98V99H241ZM115 99H116V101H115ZM181 101H180V100ZM217 99V100H218ZM14 100H15V103H14ZM120 100H121V103H119L120 102ZM139 100H137V101H139ZM184 102H183V101ZM242 100V99H241ZM148 101V102H147ZM166 101V102H165ZM152 102H154V104H156L155 106H153L154 104L152 103ZM159 102V103H158ZM164 102L166 103L165 105V107H167V108H170V109H173V108H175V105H176V109L178 110H175V111H177V112H179V111H182V110H180L181 108H183V111L182 112H180V113H177L178 114V116H180V117H173L172 118V115H173V110L172 111H168L167 110V112L165 111V113L166 114H162L163 112L162 111H164V110H161L162 109V107L161 106H163L164 105ZM179 102H181L180 104H179ZM207 102V103H208ZM214 102V101H213ZM152 103V104H151ZM160 103H162V104H160ZM178 104H179V106H178ZM182 104H184V105H182ZM147 105V106H146ZM151 105H152V108H151ZM161 105V106H160ZM160 108H159V107ZM164 107V108H165ZM179 109H178V108ZM181 107V108H180ZM22 108V107H21ZM20 109V108H19ZM157 109H160V112H159V110H157ZM263 109V108H262ZM260 110L261 112L262 111H264V109L263 110ZM146 110V109H145ZM152 110V111H151ZM157 110V111H156ZM186 110V109H185ZM246 111V112H245ZM250 111H251V109H246V110H244V112L243 113H245V114H242V116L244 117L246 114L248 115V114H250ZM259 109L258 110H256L255 111V115L254 116H257V115H260L261 114V112L259 111ZM11 113H12V111H10ZM171 112V113H170ZM152 113L150 114L151 116L149 117V115H148V117L149 118H154L153 117V115H152ZM158 113H160V114H158ZM257 114V115H256ZM29 115H31V116H35L34 114H30L29 113ZM158 115V116H157ZM160 115V116H159ZM246 115V116H247ZM262 115H263V117H262ZM262 115H261V117L260 116H257V119H258V122H257V124L256 125H254L255 126V129H258V130H260V129H264V112H262ZM166 116V117H165ZM174 116H176V115H174ZM245 116V118L246 119H249L250 118V115H248V117H246ZM164 117V118H166V119H162V118ZM259 117V118H258ZM33 118H34V120H33ZM32 118V120H30V122L32 121V122H34L35 121V123L36 122H38V121H40V116H35V117H33ZM36 118V119H35ZM183 118V119H184ZM187 118H189V117H186L185 118V120H183L182 121V123H183V125H185L184 127H186V125H188V123H191V121H193V124H190L191 126L190 127H186L187 129L184 131H182V132H184V133H186L187 132V130L189 131L190 129H192L193 130V135H195V137L198 135V137H196V139L198 138L199 139V141H194V140H189V139H187V141H193L194 143L195 142H197V143H195V144H192V145H194V146H191L190 148L192 149H190L189 148V146L187 147V146H184V145H180V147H182L183 148V150H182V148L181 149H179V151H181L180 152V156L178 155V157L180 158H178L179 160H181L182 159V161H179V162H181V163H183L184 165L185 164H188V161H189V163H190V161H192L193 163H194V165H196L197 163H198V165H196V166H194L195 168H193L194 169V171H193V169H189V170H186L187 168H183V166L181 167V168H183L185 171H184V173H186L185 174V176L183 175V179L181 180V182L179 183L180 184V186H182L183 188V190L181 191V189H180V191L182 192V193H184V194H182L181 192H180V194H182V195H187V196H185L187 199H188V197L189 196H191V197H194L195 195L194 194H191V193H194V192H192V191H195V187L193 188L194 190H192L191 191V189H192V186L194 185V186H196V187H199V185H202L203 183L205 184L206 182H203L204 180H203V176H202V173L204 172V171H208L209 172V176H210V174L212 175V174H214V171L212 170L213 168H217V167H215L216 166V164L214 165H212L211 167V169H210V165L209 164H211L212 162H213V160H216V159H214L215 158V156H217V154L219 153V150H218V146L219 145H216V143H217V138L215 139V137H214V139H213V141H212V139L209 141L208 139H207V142L208 143H205L204 142V140L206 139H202L201 138V134H199L200 133V131H199V124H200V122L199 121H196V119L195 118H193V117H191V118H189V119H191V120H187ZM262 118V119H261ZM38 119V120H37ZM156 119V118H155ZM170 119V120H171ZM193 119V120H192ZM254 119L256 120V117H254ZM161 120H163V121H161ZM165 120H167V121H165ZM127 121V120H126ZM125 120H124V122H125V124H124V122H122V125H121V122H118L117 124L115 123V121H113V122H111L110 121V123H109V125H110V127L109 128H111V130H113L114 132H116V134L115 135H123V136H125V138H127L126 136H132L133 137V139L131 138V137H129V139H131V144L129 143V145H130V149L129 150H132V151H134V153H140V151H139V149L142 151H145V149L147 150V148H149L148 147V145H154V143L156 144L157 142H159V140L157 141V142H149V140H147L146 138H149L148 136H151V134L150 135H148V133H146L147 134V137H146V135L145 134H142V133H144V131L145 130H143V132H142V130H140L141 129V127H138L137 125H134L133 123H131V122H128L129 123V125L127 124V122H126ZM166 122V123H168L169 122V126L170 127H173L174 128V130L172 131V129L173 128H168V124H166V123H162V122ZM184 121H186L185 123H184ZM194 121H196V122H194ZM257 121V120H256ZM154 122V120L152 121V123ZM198 122H199V124H198ZM260 122V123H259ZM113 123V124H112ZM156 123V122H155ZM187 123V124H186ZM194 123H196V124H194ZM124 124V125H123ZM161 124L162 125H164V124H166L163 128L164 129H162V126H161ZM128 127H126V126ZM197 125V126H196ZM112 126V127H111ZM133 126V127H132ZM136 126V127H135ZM167 126V127H166ZM193 126H196L195 127V129H194V127ZM250 126V125H249ZM115 129H114V128ZM119 129H118V128ZM121 127V128H120ZM126 127V129H124ZM191 127H193V128H191ZM123 128V129H122ZM131 128V130H129ZM161 128V129H160ZM196 128H197V130H196ZM244 128V127H243ZM247 128H248V126H247ZM3 129H6V128H3ZM3 129H1L0 128V132H4L5 134L4 135H6L7 133H9V132H11V133H9V134H7L6 136H7V138H9L10 139V135H11V137H14L15 136V134H13L14 132H13V130L12 129H14V128H9L8 127V129H10L9 131H8V129L7 130H3ZM47 129V128H46ZM138 129V133L135 131V130H137ZM182 129H185V128H182ZM240 129V128H239ZM238 129V130H239ZM242 129V128H241ZM254 129V127L253 126H251V128L249 127V129H245L244 128V130L242 129V130H240V131H238V134L240 133V135H242L241 137H242V144H240L241 146H242V148L240 147L239 149L240 150H242L243 149V147H244V151L246 152V153H248V151L250 152H252V150L253 149H249L247 146H249L248 145V138L250 137L249 135H251V137L250 138H253L252 140H256L254 137L256 136L255 134H256V132H257V130H255ZM2 130V131H1ZM48 130H49V128H48ZM47 130V131H48ZM116 130V131H115ZM249 130V131H248ZM251 130V131H250ZM254 132H253V131ZM125 131V132H124ZM130 131V132H129ZM132 131V132H131ZM141 131V132H140ZM166 131V132H167ZM181 131V130H180ZM196 131H197V133H196ZM198 131H199V133H198ZM248 135H246L244 132ZM50 132V133H49ZM48 132V134H49V136L50 137H54V136H56V131H49ZM51 132H53L52 134H51ZM119 132V133H118ZM135 134H134V133ZM236 132V131H235ZM54 133H56V134H54ZM237 133V132H236ZM243 133V134H242ZM249 133V134H248ZM54 134V135H53ZM128 134V135H127ZM136 134H138V136H136ZM141 134H142V136L143 137H141ZM169 134V135H170ZM173 134H175L174 136H173ZM13 135V136H12ZM52 135V136H51ZM58 135V134H57ZM117 135V136H118ZM158 135V134H157ZM160 135V134H159ZM158 135V136H159ZM203 135V134H202ZM255 135V136H254ZM122 136V137H123ZM136 136V137H135ZM164 136H166L165 138H164ZM153 135L149 138L150 140H152L153 138ZM156 137V136H155ZM175 137V138H174ZM102 136L101 137H97L96 139L98 140V143H101L102 142ZM136 138V139H135ZM145 139V141H144V139ZM152 138V139H151ZM157 139H159V138H161L162 139V137H156ZM169 140H168V139ZM186 138V137H185ZM190 138V137H189ZM191 138H193V137H191ZM190 138V139H191ZM203 138H204V135H203ZM246 138V139H245ZM8 139V140H9ZM54 139H56V137L54 138ZM135 139V140H134ZM156 139V140H157ZM168 141H167V140ZM194 139V138H193ZM197 139V140H198ZM200 139H201V141H200ZM133 140V141H132ZM137 140H139V141H137ZM216 140V141H215ZM57 141V143L55 142V143H53V144H55V146L54 145H50L51 147H53L54 146V148L56 149V148H58V147H62V140L61 139H59V141H58V139L56 140ZM129 141V140H128ZM144 141V142H143ZM148 141V142H147ZM153 141H155V140H153ZM206 141V140H205ZM244 141V142H243ZM134 142V143H133ZM215 142V143H214ZM11 143V142H10ZM9 143V145H13V144H10ZM59 143V144H58ZM137 143V144H136ZM144 143V144H143ZM150 143V144H149ZM246 143V144H245ZM56 144H58V145H56ZM185 144V143H184ZM200 144H201V146H203V148L200 146ZM206 144V145H205ZM243 144H245V145H243ZM59 145H61V146H59ZM133 145H136V146H134L133 147ZM137 145H141V147L139 148V146H137ZM157 146H155V147H152L151 148V146H150V149H151V152L149 151L150 149H148L147 151H148V154L149 155H147V156H149V157H151L152 158V155H153V157H155L156 156V154L158 153V151L160 150L159 148L161 147V143H157L156 144ZM159 145V146H158ZM189 145H191V144H189ZM132 146V147H131ZM144 146V147H143ZM147 146V148H145ZM185 148H184V147ZM23 147H25V146H23ZM28 147V146H27ZM135 147H136V150H137V148H138V150H137V152H135L136 150H135ZM247 147V148H246ZM263 147V149H264V146H262ZM132 148H134V149H132ZM142 148V149H141ZM189 148V149H188ZM194 148H196V149H194ZM215 148V149H214ZM10 149V148H9ZM8 149V150H9ZM23 149H29V148H23ZM159 149V150H158ZM203 149V150H202ZM249 149V150H248ZM7 150V149H6ZM6 150H5V152H6ZM72 150V151H71ZM215 150V151H214ZM13 151V150H12ZM12 151H10L9 150V152L8 153H12ZM21 152L20 153H23L24 151H22V149L20 150ZM27 151V150H26ZM26 151L23 153L24 155H26V156H28V158L27 159H29V157L31 156L30 155V153H29V151H28V153H29V155L28 154H26ZM70 152H67L66 154L68 155V156H65L64 155V157H68V158H70V156H71V158H76V154H74L73 153V148L72 149H70L69 150ZM184 153H183V152ZM191 151V152H190ZM218 151V152H217ZM14 152V151H13ZM31 152V151H30ZM70 153H72V154H70ZM144 154L146 153V152H143ZM142 152L140 153V154H143ZM213 153V154H212ZM23 154H22V156H23ZM123 154H124V157H123ZM143 154V155H144ZM198 154V155H197ZM214 154H216V155H214ZM263 154H264V152H263ZM70 155V156H69ZM125 155H127V156H125ZM213 155V156H212ZM121 156L123 157V158H125V160H130V156H128V154L126 153V152H123L122 154H121ZM235 156V155H234ZM204 157L206 158H208V159H210L211 157V159L210 160H207V158L206 159H204ZM127 158V159H126ZM129 158V159H128ZM236 158H238L237 156H235V158L233 157V158H230L229 159V161L230 162H228L229 164H228V171L230 172L231 171V169L230 168H234V167H236V168H234V170H236L235 172H237V165H238V167H239V159H236ZM203 159H204V164H202L203 163ZM213 159V160H212ZM208 161V163H207V165H206V162ZM234 160V161H233ZM238 160V161H237ZM195 161H196V163H195ZM200 162H202L201 164H199ZM215 162V161H214ZM253 162V163H252ZM254 162H255V160H253V161H251V163L249 162V165H246V166H244L245 168L247 167H249L250 168V170H247V171H252L251 169H253V168H251V167H253L254 166ZM259 164H255V169H253V171H252V173L253 174H255V175H253V178H252V180H250V184H253L252 186H254V187H256L257 188V186L259 187V189H260V187H262L261 189H260V192H259V194L261 193V199H260V201H262V203L261 204H259L260 206V208H264V162H262V163H260V162H258ZM192 164V163H191ZM252 164V165H251ZM190 165V164H189ZM189 165H186V167L187 166H189ZM199 165H200V167H199ZM204 165V166H203ZM206 165V166H205ZM209 165V166H208ZM191 166V165H190ZM190 166L188 167V168H190ZM192 166H193V164H192ZM191 166V167H192ZM257 166V167H256ZM181 168H180V170H181ZM207 168H209V169H207ZM246 168V169H247ZM248 168V169H249ZM242 169V168H241ZM50 170H52V169H50ZM54 170V169H53ZM197 170V171H196ZM233 170V169H232ZM212 171V172H211ZM259 171H261V172H259ZM53 172V171H52ZM51 172V173H52ZM183 171H181V173H182ZM190 174H189V173ZM255 172V173H254ZM259 172V173H258ZM49 173H50V171H49ZM54 173V172H53ZM52 173V174H53ZM194 173V174H193ZM258 174L260 175V176H258ZM180 175H182V174H180ZM188 175V176H187ZM187 176V177H186ZM190 176V177H189ZM226 176V175H225ZM223 177L222 178V176H217V175H213V176H211L213 179H212V184L213 185H208V186H210L209 188H208V186H207V184H205V187L207 186V193L210 191V193H208V195L210 194V198H211V200H212V202H211V200H210V198H208V197H206V198H204L203 200L202 199H200V200H194L193 198V200L192 199H190L191 200V202H192V205H191V203H190V200L188 199V202L189 203H187V205L188 204H190L191 206H190V208H192L193 207V209L194 208H196L197 209V211H199V213L201 212V211H203V212H201L199 215H202L203 217H201V218H205L204 217V215L206 214L207 215V213L206 212H208L207 210H211V214L213 215V216H215L218 220H222V230H223V233H222V237H220L221 235H218V234H215L214 232H212V231H214L213 229L214 228H210L211 226H209V228H208V226H206L205 224H203V226H202V224L201 225H199V224H197V223H192L191 221L192 220H190V221H188V219L186 218L187 216H185L184 215V213L185 212H182L183 213V215H184V220H183V215H181V214H178V212L176 211V207H174L173 208V206L175 205V203H174V200H173V198L171 199V202H172V200H173V203H168L167 205H170V206H168V208H167V205H165V209L163 208L164 207V204H162V203H164V202H162L161 204H160V202L159 201H156V202H153L154 200H156V199H158V198H153V201H152V204L150 205V209H148V210H150V211H154L155 210V208L157 209L155 212H151V215H148L149 213H150V211H149V213L147 214V212H148V210L147 209H145V204L143 203V201L141 200V196H140V198L138 199V196H137V198H136V196H134V194H135V192H136V188H132V203L130 202V204H131V210L132 209H134L135 208V211L136 212H134V210H132L134 213H137V212H139V211H144V212H146L145 210H147V212H146V214L148 215H146L148 218H146V220L148 219V221L150 222L151 221V219L152 220H155V221H157L158 223H160L161 222V220H166V219H169V217L171 216V213L170 212H172V210L174 211V214H173V212H172V215L176 218V217H178L177 215H175V213L176 214H178V215H180L178 218H176V219H178L176 222L178 223V222H184L185 224H187V225H184V227H186L187 229H191V230H198V229H202L201 231H203V234H206L208 231V235H206V236H208L207 238H211L212 240H215V241H213L214 243H213V245L215 244V246L217 247H219V249L218 248H216L215 246H213V247H215L216 249H215V251L219 254H222L221 256H220V254L218 255V257L220 256V260H222L221 262L222 263H220L219 262V258H218V260H217V257L215 258L216 259V261H215V259H214V257L215 256H212V257H210V256H208L209 254L207 253L208 251H206V250H208V249H206V247L203 245V243H198L197 244V247H196V253L194 252V253H189V254H191L190 256H191V260H190V258H189V261H192V262H190L189 263V261L187 262V261H181L182 259H181V257H182V254L184 255V253H182L181 252V255H180V253H178V256H179V258L177 259V257L175 256L174 257V254H172L171 255V252L170 253H167L169 256V258H167L168 259V264H214L215 262H216V264L218 263V264H264V260H261L262 258H263V256H264V229H262V228H264V227H262L261 228V230H259V233L261 234H259L258 236L257 235H255V230L256 229H252V227L250 228L248 225V223H249V220L247 219V218H249V216H250V213L252 212L251 210H252V207H254L255 206V204L253 203L254 202V200L250 197V195H249V189H247L246 188V186L243 184V183H238L237 181H239L240 182V179H236V180H234V182H232L231 180H230V178H228V177ZM186 179H185V178ZM218 177V178H217ZM220 177V178H219ZM68 178V181L66 180V182L69 184V182H71L70 184H74V183H76V180L78 179V175H77V171L74 173V172H72V171H70L69 172V174H68V176L66 177V179ZM182 178V177H181ZM215 178V179H214ZM60 179V178H59ZM58 179V180H59ZM197 181H196V180ZM200 179V180H199ZM220 179V180H219ZM229 179V180H228ZM258 179V180H257ZM51 180V179H50ZM54 180V178L51 180V181H53ZM62 181V180H61ZM217 181V182H216ZM222 181V182H221ZM236 181V182H235ZM50 182V181H49ZM184 182H186V183H184ZM193 182V183H192ZM203 182V183H202ZM213 182H215V183H213ZM220 182H221V184H220ZM232 182V183H231ZM48 181L47 182H45L44 184H43V187H44V185H45V187H46V189L50 186V183H48ZM62 184H60L59 185V183H57L58 184V186H61V185H64L63 183H64V180L61 182ZM191 183V184H190ZM200 183V184H199ZM202 183V184H201ZM219 183V184H218ZM193 184V185H192ZM203 184V185H204ZM241 184V185H240ZM41 186H42V184H40ZM40 185H38V186H40ZM76 185V184H75ZM184 185V186H183ZM192 185V186H191ZM220 185V186H219ZM58 186H56L57 188H58ZM190 186H191V189H190ZM212 186H214V188H212ZM222 186V187H221ZM56 187H54L55 188V190H56ZM220 187V188H219ZM49 188H51V187H49ZM181 188V187H180ZM213 189V190H212ZM219 189V190H218ZM258 189V188H257ZM258 189V190H259ZM263 189V190H262ZM45 190V189H44ZM54 190V191H55ZM63 190H65V189H60V190H58L59 192L60 191H63ZM67 190V189H66ZM74 190H76V189H74ZM72 191V192H76V191ZM79 190V189H78ZM82 188H80V190L79 191H81L82 192ZM92 191H93V189H91ZM189 190L191 191V193L189 192ZM223 191L222 193H221V191ZM245 190H247V191H245ZM262 190V191H261ZM54 191L52 190L51 192H53V199H54V197L56 198L55 200H53L52 198H48V199H45V200H43L41 197H40V193L42 194L44 191H40L39 190V192H38V194H36V198H37V200L39 201L40 199H42L40 202H43V203H46V204H48V206L50 205V207H52V208H54L55 207V209H60V210H55V209H52V210H54V211H56V212H62L61 214H65L64 216L66 217V216H69V217H71L72 218V221H70V220H68V221H70V223L72 224H68L67 226H66V229L69 231V233H70V235H72L73 236V238H74V241H75V243H74V249L75 250H77V251H80V255H81V258L82 259H84V257H85V260L84 261H89V262H87V264L88 263H90V264H92L93 262V264H95L96 263V261H97V263L96 264H114L115 263V260L118 258V254H119V258L116 260V263L115 264H124L125 262H127V263H125V264H128V261L130 262V264H160V262H159V260H156V261H152V262H150V261H148V259H146L145 258V260H144V258L142 259V260H144L143 262H141L142 260H140V258L138 257V259L139 260H136L137 259V257H135L134 258V256H133V254L131 253L132 251L130 250V248L134 245V244H129L130 246H128V244H126V245H123V244H121L122 242L124 243V241H122L123 240V237H124V235H117L115 232H113V231H111L112 230V227H111V221L109 222V221H107L108 220V212H104L105 213V215H104V213H103V211H105V210H103V208H101L102 207V200L98 197V195H96L98 198H95V197H93L94 195L93 194H95L94 192L92 193V191H89L88 193L89 194H92L91 196L87 193V196L88 197H86L85 195L83 196L81 193V195L83 196V197H81V195L78 193V197H81L80 198V200H81V202L80 203H82L83 202V199H84V201H85V198H87L86 199V202L88 201V198H89V201L87 202V203H89L90 201H93V204H90V206L89 207H94V206H99V208L97 207H94V208H96L95 210H92V212H93V214L94 215H92V217L91 216H89V220L88 221H90L91 220V224L92 225H90V223H89V226H91V227H88L87 228V230H86V232L85 231H82V230H85L86 228H84L85 227V225H87V224H85L84 226L83 225H81L79 222H76V225L75 226H73L75 223V221H80V219H78V218H80V217H78V214H81V217H82V211H83V215L85 216V211L87 210V205H86V203H85V205L83 206V208H82V204L80 205L79 204V202H77L76 200H78L79 201V198L77 197V198H73V197H75V195L77 194V193H75V195H71V191L68 189L67 190V192H69V193H66V192H60V194H62V193H64V194H62V195H65L66 194V201L68 202H65L66 204H67V206H63L62 207V205L61 204H63V203H61V200H60V198H58V196L60 197V195L58 194L59 192L58 191H56L57 193H54ZM94 191H95V188H94ZM188 192L191 194H188ZM212 192V193H211ZM214 192H216V194L214 193ZM219 192V193H218ZM258 192V191H257ZM178 193H179V191H178ZM187 193V194H186ZM69 194V195H68ZM73 194V193H72ZM214 196H213V195ZM219 194V195H218ZM55 195V196H54ZM194 195V196H193ZM207 195V196H208ZM213 198H212V197ZM219 196V197H218ZM40 197V198H39ZM62 197V196H61ZM63 198V197H62ZM83 198V199H82ZM97 199L96 201H94V199ZM226 198V199H225ZM250 198H251V200H250ZM53 201H55V202H53ZM195 199H197V198H195ZM199 199V198H198ZM206 199V200H205ZM209 199V200H208ZM58 200V201H57ZM62 200H64V198L62 199ZM134 200V201H133ZM142 202H141V201ZM206 201L208 202V203H206ZM226 201V202H225ZM229 201V202H228ZM237 201H238V203H237ZM63 202V201H62ZM135 202H136V204H135ZM197 202V203H196ZM203 202V203H202ZM241 202V203H240ZM244 202V203H243ZM61 203V204H60ZM69 203H70V206H69ZM73 204V206H71L72 204ZM96 203V204H95ZM153 203H155L156 205H154ZM160 205H159V204ZM199 203V204H198ZM58 204H60V205H58ZM66 204H64V205H66ZM144 204V205H143ZM173 204V205H172ZM223 204V205H222ZM225 204V205H224ZM230 204H232V205H230ZM53 205V206H52ZM79 205V206H78ZM94 205V206H93ZM138 205V207H135V206H137ZM153 205H154V209H153ZM162 206L161 208H163L162 210H161V208H159L158 206ZM222 205V206H221ZM243 205V206H242ZM261 205H263V207L261 206ZM132 206H133V208H132ZM157 206V207H156ZM172 206V207H171ZM203 206H204V208H203ZM211 206V207H210ZM225 206H226V208H225ZM246 206V207H245ZM50 207L48 208V209H50ZM66 207V208H65ZM141 208V210H140V208ZM152 207V208H151ZM198 207H200L199 209H198ZM202 207V208H201ZM216 207H217V209H216ZM219 207H220V209H219ZM222 207H224L223 209H222ZM237 207V208H236ZM247 207H249V208H247ZM61 208L63 209V210H61ZM71 208H75V211H73L74 209H72V211H73V213L72 212H70L69 210H71ZM137 208V209H136ZM173 208V209H172ZM46 209H47V207H46ZM47 209V211H49ZM64 209L66 210L64 213H63V211H64ZM129 209V208H128ZM129 209V210H130ZM145 209V210H144ZM251 209V210H250ZM67 210L69 211L68 212V214H67ZM97 210V211H96ZM98 210H99V212H98ZM100 210H101V212H100ZM139 210V211H138ZM158 210H160V212L158 211ZM225 210V211H224ZM248 210H249V212H248ZM76 211H78V212H76ZM163 211V212H162ZM168 211V212H167ZM170 211V212H169ZM206 211V212H205ZM219 211V212H218ZM234 211V212H233ZM247 211V212H246ZM50 212H52V211H49V213ZM75 212V213H74ZM79 212H81V213H79ZM157 212V213H156ZM220 212H222L221 214H219ZM159 213V214H158ZM165 213H169L168 215L166 214L165 215ZM181 213V212H180ZM233 213V216L234 217H232L230 214H232ZM249 213V214H248ZM75 214V216H73V215ZM99 214H101L102 215V218H105L106 219V221H105V219H102L101 221H100V219L99 218H101V215H99ZM234 214H236V215H234ZM76 215H77V217H76ZM98 216V219L96 220L95 219V222H92V221H94L93 219L95 218V217H97ZM153 215V216H152ZM164 215H165V217H164ZM205 215V216H206ZM225 215H227V218H226V216ZM245 215V216H244ZM149 216H151V218L149 217ZM208 216V215H207ZM219 216V217H218ZM232 218H231V217ZM235 216H236V218H235ZM53 218L54 217V215L52 216H50L49 218ZM156 217V218H155ZM163 217V218H162ZM182 217V218H181ZM76 218V219H75ZM85 218H87V216H85ZM150 218V219H149ZM159 218V219H158ZM180 218V219H179ZM235 218V219H234ZM41 220H45L44 218L43 219H41ZM41 220L39 221V223L41 222ZM48 219H46L44 222L45 223H43V221H42V223H40V224H42L41 225V227L43 226V224L45 225L47 222ZM73 220H74V222H73ZM186 220L188 221L187 223H186ZM203 220V219H202ZM205 220V219H204ZM203 220V221H204ZM247 220V221H246ZM67 221V222H68ZM98 223H97V222ZM195 221V220H194ZM203 221H201V220H199V222L198 223H201V222H203ZM241 221V222H240ZM73 222V223H72ZM80 222H83V220L81 219V221ZM196 222V221H195ZM231 222H233V223H231ZM244 222V223H243ZM245 222H246V224H245ZM96 223V224H95ZM189 223H191V224H189ZM82 227H79V225ZM84 224V223H83ZM102 225V227H101V225ZM227 224V225H226ZM235 224V225H234ZM239 224V225H238ZM78 225V227H79V230L78 229H76L75 227ZM98 225V226H97ZM192 225V226H191ZM195 225V226H194ZM46 227H47V225H45ZM44 226V227H45ZM50 226L51 225H49V227H45V229H47V230H45V229H43L42 230V233H43V235H44V238H48V241L49 242H51L50 243V247L51 248H49L50 250H48V251H50V252H54V251H56V250H58L61 246L59 245V244H57V243H55L54 245H53V242L52 241H54V232H55V228H51L53 231H51V229H49V231H48V228H50ZM95 226H97V227H101L102 229H100V227L97 229ZM205 226H206V228H205ZM227 226V227H226ZM233 226V227H232ZM238 226H239V228H238ZM241 226H243V227H241ZM38 227H40V225L38 224ZM43 227V228H44ZM94 227V228H93ZM194 227V228H193ZM204 227V228H203ZM232 229H231V228ZM244 227H246L247 229H249V230H245V228ZM84 228V229H83ZM89 228H91V229H89ZM97 230H96V229ZM105 229V232H103L104 231V229ZM193 228V229H192ZM93 229H95V231L96 232H94V230ZM227 229V230H226ZM238 229V231H235V230H237ZM239 229H242V230H240L239 231ZM253 230V231H250V230ZM45 230V231H44ZM75 230H76V232H75ZM89 230V231H88ZM91 230V231H90ZM224 230L226 231V234H225V232H224ZM231 230V231H230ZM47 231V232H46ZM92 231H93V233H95V234H93L92 233ZM97 231L99 232V233H97ZM244 231V232H243ZM81 232V233H80ZM113 232V233H112ZM211 232V233H210ZM227 232H228V234H229V232H230V234L232 235L233 234V238H234V236H235V238L234 239H236L239 235V237L236 239V240H234L233 241V239L231 238L232 236L229 234V236H228V234H227ZM236 232H237V235H236ZM239 232V233H238ZM51 233V234H50ZM73 233V234H72ZM78 234L77 236H76V234ZM103 233H105V234H103ZM112 233V234H111ZM93 234V235H92ZM104 236H103V235ZM211 234V235H210ZM89 235V236H88ZM92 235V236H91ZM101 237H100V236ZM112 235V236H111ZM117 235V236H116ZM215 235V236H214ZM219 237H218V236ZM224 235H226V237L224 236ZM242 235V236H241ZM82 236V237H81ZM95 236V237H94ZM96 236H98L97 238H96ZM217 236V237H216ZM223 236H224V238H223ZM229 238H228V237ZM231 236V237H230ZM244 236V238H242ZM81 237V238H80ZM101 239H100V238ZM103 237H105L104 239H103ZM106 237H107V239H106ZM121 237V238H120ZM201 237H202V234L198 237L199 239H201ZM216 239H215V238ZM259 237V238H258ZM93 238H96V239H98L97 241H96V239H94L93 240ZM159 235H157L154 239H155V241H153L154 242V244H153V246L151 247V245L149 246V248H150V251H152V250H154V249H158L159 248V246H160V243H158V241H159ZM214 238V239H213ZM223 238V239H222ZM51 239H52V241H51ZM119 239V240H118ZM210 239V240H211ZM219 241H218V240ZM227 239V240H226ZM231 239H232V241H231ZM239 239V240H238ZM261 239V240H260ZM86 242H85V241ZM116 240H118V241H121L120 242V244H119V242L118 241H116ZM241 240V241H240ZM107 241H109V242H107ZM117 242V244H116V242ZM238 241H240V242H238ZM245 241H247V242H245ZM112 242H115L114 244L112 243ZM157 242V243H156ZM228 242V243H227ZM236 242V243H235ZM244 242V243H243ZM253 242V243H252ZM96 243H97V246H96ZM102 243V244H101ZM105 243V246L103 245ZM107 243V244H106ZM113 245H112V244ZM218 245H217V244ZM234 243V244H233ZM248 244V247H247V245L246 244ZM85 244V245H84ZM98 244H99V248H98ZM223 244V245H222ZM238 244L239 245H242V246H244V248L245 247H247L246 249L247 250H249L250 251V249H251V252H256V253H258L257 254V256H258V258H257V256L256 255H253L252 257L251 256H249L247 253V255H245V252L243 253V255H239V257L237 256V253H236V251L234 250V249H236L237 250V246H238ZM245 244V245H244ZM251 244V245H250ZM256 244V245H255ZM82 245H83V251H81L80 250V248L82 247ZM120 245V246H119ZM124 247H123V246ZM132 245V246H131ZM234 245H236V248L234 247ZM104 246V247H103ZM112 246H114V247H112ZM118 246V247H117ZM112 247V248H111ZM120 247V248H119ZM130 247V248H129ZM133 247H136V245H134ZM155 247H157V248H155ZM251 247V248H250ZM257 247H258V249H257ZM92 250H91V249ZM97 248L99 249V250H97ZM104 248V249H103ZM118 248V249H117ZM122 248V249H121ZM187 248V247H186ZM185 248V249H186ZM229 248V249H228ZM253 248V249H252ZM256 250H255V249ZM103 249V250H102ZM109 249V250H108ZM114 249V250H113ZM126 249V250H125ZM261 249V250H260ZM64 250V251H63ZM63 250H61V251H58V253H60V254H63L64 255V259L65 260H69V256H70V249L68 250V249H63ZM106 250V251H105ZM111 250V251H110ZM123 250V251H122ZM220 250V251H219ZM222 250H225V251H227V252H225V251H222ZM234 250V251H233ZM252 250H254V251H252ZM94 251V252H93ZM99 251V252H98ZM104 251V252H103ZM119 251H121L122 252V254L119 252ZM144 250H142V252H143ZM198 251V252H197ZM201 251V252H200ZM259 251V252H258ZM263 253H262V252ZM134 252V251H133ZM223 252V253H222ZM230 252V253H229ZM84 253V254H83ZM99 253V254H98ZM101 253V254H100ZM106 253V256L104 255ZM112 253V254H111ZM135 253V252H134ZM145 253V252H144ZM235 253H236V256H235ZM256 253H254V254H256ZM66 254V255H65ZM69 254V255H68ZM85 254H86V256H85ZM103 254V255H102ZM108 254V255H107ZM128 254V256H126ZM188 254V253H187ZM189 254H188V256H189ZM194 254L196 255V257L194 256ZM198 254H200V255H198ZM205 254V255H204ZM207 254V255H206ZM232 254H234V255H232ZM101 257V261L103 262H101V261H98V260H100V257ZM110 255V256H109ZM116 255H117V257H116ZM121 255H123V257L121 256ZM232 255V256H231ZM262 255V257L260 258V256ZM95 256H96V258H98L99 257V259L98 260H96L95 259ZM112 256V257H111ZM121 256V257H120ZM174 258H173V257ZM197 256H199V258H197ZM242 256H245V258L243 257L242 258ZM246 256H248V257H246ZM254 256H255V258H254ZM103 257H105V258H107V259H105V258H103ZM204 257H206L205 259H204ZM88 258V259H87ZM116 258V259H115ZM125 258V259H124ZM176 258V259H175ZM194 259V263H193V259ZM202 258V259H201ZM212 258V259H211ZM238 258V259H237ZM253 258V259H252ZM93 259H95V260H93ZM102 259H105V260H102ZM126 259L128 260V261H126ZM197 259H201V260H198L197 261ZM224 259V260H223ZM264 259V258H263ZM110 260V261H109ZM125 260V261H124ZM172 260V261H171ZM204 260H206V261H204ZM233 260V261H232ZM241 260V261H240ZM243 260V261H242ZM249 260V261H248ZM255 260H257V261H259V262H257V261H255ZM109 261V262H108ZM114 261V262H113ZM122 261V262H121ZM140 261V263H138ZM181 261V263H179ZM204 261V262H203ZM208 261V262H207ZM210 261V262H209ZM263 261V262H262ZM146 262V263H145ZM150 262V263H149ZM184 262V263H183ZM207 262V263H206ZM224 262V263H223ZM227 262V263H226ZM234 262V263H233ZM249 262H253V263H249Z\"/></svg>", "mask_w": 264, "mask_h": 264}, {"label": "snow or ice", "instance_id": "snow-or-ice-1", "mask_svg": "<svg viewBox=\"0 0 264 264\" xmlns=\"http://www.w3.org/2000/svg\"><path fill=\"white\" fill-rule=\"evenodd\" d=\"M10 264H11V262H10Z\"/></svg>", "mask_w": 264, "mask_h": 264}]
</instances>
